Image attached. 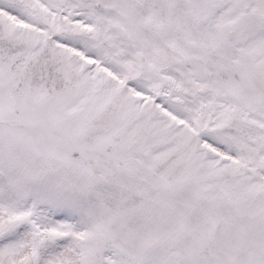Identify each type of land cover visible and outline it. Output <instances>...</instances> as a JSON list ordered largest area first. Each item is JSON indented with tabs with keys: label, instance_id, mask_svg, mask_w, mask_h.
Masks as SVG:
<instances>
[{
	"label": "snow or ice",
	"instance_id": "6c2138e0",
	"mask_svg": "<svg viewBox=\"0 0 264 264\" xmlns=\"http://www.w3.org/2000/svg\"><path fill=\"white\" fill-rule=\"evenodd\" d=\"M0 264H264V0H0Z\"/></svg>",
	"mask_w": 264,
	"mask_h": 264
}]
</instances>
